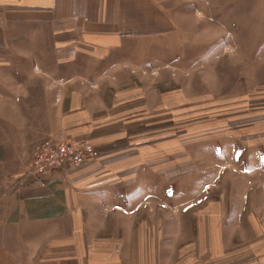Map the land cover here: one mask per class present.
<instances>
[{
	"label": "crops",
	"instance_id": "crops-1",
	"mask_svg": "<svg viewBox=\"0 0 264 264\" xmlns=\"http://www.w3.org/2000/svg\"><path fill=\"white\" fill-rule=\"evenodd\" d=\"M34 25L52 46L55 68L46 74L61 83L42 85L35 102L29 88L14 92L17 85L2 95L0 83V264H125L107 252L125 241L123 215L152 210L155 220L162 202L197 201L175 191L173 182L184 174H177L178 165L194 168L188 153L176 150L193 141L192 128L178 138L177 122L186 118L159 114L181 101L176 93L163 98L147 90L130 70L139 62L134 58L144 56L141 43L170 35L176 24L161 0H0V60L11 37ZM124 50L131 55L117 59ZM81 61L83 71L77 70ZM19 105L29 112L20 118L11 110ZM49 137L92 143L95 152L77 167L65 164L44 177L29 173L30 162L21 178L11 175L14 149L26 145L32 152ZM220 203L225 200L210 206ZM153 225V231L144 223L135 228L150 235V245L138 248L142 264H152L151 235L159 229Z\"/></svg>",
	"mask_w": 264,
	"mask_h": 264
},
{
	"label": "rangeland",
	"instance_id": "rangeland-1",
	"mask_svg": "<svg viewBox=\"0 0 264 264\" xmlns=\"http://www.w3.org/2000/svg\"><path fill=\"white\" fill-rule=\"evenodd\" d=\"M161 3L176 29L143 41L144 56L134 58L139 62L130 70L147 90L156 89L163 98L176 93L181 101L159 114L162 119L175 114L186 118L177 122L178 138L186 132L184 128H192L193 141L176 150L188 153L197 171L178 165L177 174H184L173 182L175 191L197 201L162 202L155 220L152 210L136 217L123 215L119 226L125 241L107 252L122 263L124 259L125 264H142L138 248L147 245L150 235H137L135 228L144 223L153 231L155 221L159 229L151 235L152 264H264V0ZM23 28L11 37L9 50L1 56L0 83L5 87L2 95L9 93L8 86L17 85L14 92L29 88L35 102L42 98V85L61 81L46 74L55 67L44 31L36 25ZM128 52L122 51L117 59L131 55ZM80 63L77 70H85L86 61ZM94 69L97 73L98 68ZM11 110L18 118L29 113L22 105ZM249 143L256 145L248 148ZM34 149L31 152L26 145L14 149L11 175L21 178L26 173ZM5 159L8 167V156ZM216 200L225 203L212 208ZM115 221L113 227L119 228ZM112 223L106 220L105 225Z\"/></svg>",
	"mask_w": 264,
	"mask_h": 264
},
{
	"label": "built area",
	"instance_id": "built-area-1",
	"mask_svg": "<svg viewBox=\"0 0 264 264\" xmlns=\"http://www.w3.org/2000/svg\"><path fill=\"white\" fill-rule=\"evenodd\" d=\"M94 152L92 143H80L69 138H45L35 146L29 173L35 177H44L65 164L77 167Z\"/></svg>",
	"mask_w": 264,
	"mask_h": 264
}]
</instances>
